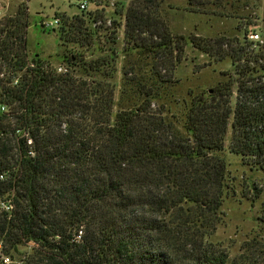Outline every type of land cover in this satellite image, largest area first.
Here are the masks:
<instances>
[{
    "label": "trees",
    "instance_id": "16d2710c",
    "mask_svg": "<svg viewBox=\"0 0 264 264\" xmlns=\"http://www.w3.org/2000/svg\"><path fill=\"white\" fill-rule=\"evenodd\" d=\"M120 1L108 26L97 10L61 16L58 65L29 58L25 5L0 19V203L12 205L0 207V264H264V199L263 239L232 259L211 241L234 194L221 153L264 178V38L173 34L161 0ZM188 47L228 58L231 75L175 115L160 91ZM121 53L147 69L121 68L119 99L139 81L117 109Z\"/></svg>",
    "mask_w": 264,
    "mask_h": 264
},
{
    "label": "rangeland",
    "instance_id": "374dc122",
    "mask_svg": "<svg viewBox=\"0 0 264 264\" xmlns=\"http://www.w3.org/2000/svg\"><path fill=\"white\" fill-rule=\"evenodd\" d=\"M129 1L120 0H88L86 12L101 11L103 19L114 17V10L123 12ZM25 5L28 12V27L26 29V46L29 58L38 55L53 65L60 63L59 42L54 30H43L41 21L52 20L61 16L71 17L79 14L75 0H0L2 18L12 16L18 5ZM159 15L164 18L173 34L191 35L198 38H212L217 35L226 37H241L243 30L264 38V0H161ZM1 18V19H2ZM121 25L123 16H119ZM119 49L122 48V26L120 28ZM184 59L175 68L172 87L160 91V102L169 108L170 113L179 114L183 104L188 100L190 92L208 91L219 83L228 80L231 75V62L228 58L215 63L197 51L186 48ZM134 55L119 54L116 64L117 74L116 101L117 109L129 106L133 101L132 92L135 79L124 86L126 95L119 99L122 75L121 68L130 65L147 69L143 66L147 60L134 62ZM136 68V69H137ZM137 78V77H136ZM150 84V82H147ZM229 133L226 137V144ZM221 156L227 163V180L233 186L234 194L223 204L222 223L217 227L212 242H220L230 258L241 253L242 244L253 236L263 239L257 223L260 206L264 197V178L261 173L245 166L239 157L222 152ZM250 185L261 189L262 194L254 202ZM21 252L28 251L22 247Z\"/></svg>",
    "mask_w": 264,
    "mask_h": 264
},
{
    "label": "built area",
    "instance_id": "2783aa9c",
    "mask_svg": "<svg viewBox=\"0 0 264 264\" xmlns=\"http://www.w3.org/2000/svg\"><path fill=\"white\" fill-rule=\"evenodd\" d=\"M77 8L80 12H86L87 10V4H88V0H75ZM2 18V13L0 11V19ZM41 27L43 28V30H56L59 25H60V20L57 18H53L52 20H44L41 21ZM247 40L251 41L253 44L257 43L258 45H263V37L260 35H258L257 33H253V31H251L248 35H247ZM65 69H63V67H58L57 68V72H64ZM16 83V80L14 81V84ZM1 110H4V108L2 107ZM31 143V141H27V144L29 145ZM28 154L30 156L33 155L32 151H29ZM2 177L0 176V179ZM0 207L1 209H3L6 212L11 211L12 209V205L6 202H1L0 203ZM82 236V231H78L77 234L75 235L74 241L78 242L81 239Z\"/></svg>",
    "mask_w": 264,
    "mask_h": 264
}]
</instances>
